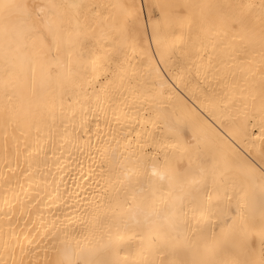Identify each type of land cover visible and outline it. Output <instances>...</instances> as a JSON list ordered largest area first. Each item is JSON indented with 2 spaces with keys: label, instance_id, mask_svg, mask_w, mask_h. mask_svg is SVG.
<instances>
[{
  "label": "bare ground",
  "instance_id": "1",
  "mask_svg": "<svg viewBox=\"0 0 264 264\" xmlns=\"http://www.w3.org/2000/svg\"><path fill=\"white\" fill-rule=\"evenodd\" d=\"M156 2L192 5L187 10V21L177 30L181 38L175 42L174 51L171 32L165 30L159 36L162 48L170 53L167 64H157L159 55L150 64L142 55V48L129 41L119 91H110L107 102L101 101L99 107L94 101L92 111L83 120L77 115L75 121H70L65 112L63 128L59 111L53 127L52 117L32 92L28 64L31 51L21 49L13 53L10 64L5 63L0 52V226L4 231H8L6 214L14 211L18 214L22 206L41 202L46 220L54 214L62 221L68 217L75 222L76 235L73 238L69 233L70 243H107L112 218L127 214L115 206V201L123 198L121 188L127 183L125 172L131 170V159H139L149 171L155 163L161 173L179 165L187 167L191 160L197 178L207 182L212 196L213 207L205 212L208 224L220 223L215 213L219 204L230 205L233 217L243 213L251 227L257 230L261 227L260 181L248 174L244 159L249 149L243 143L242 150L236 149L219 123L202 118L200 103L209 92L215 93L217 99L226 97L228 109L214 110L228 129L238 132L241 141L246 123L244 114H255L247 122L246 131L252 134L249 139L256 141L259 150L258 110L264 105L260 74L264 72V64L258 36L255 54L235 56L231 48L219 47L221 42L239 45L240 41L232 40L234 33L228 27L231 21L222 23L217 13L224 5L259 4L260 0ZM227 11L233 13L231 19L243 18V9L233 7ZM254 27L258 33L260 24ZM224 30H228V36L222 34ZM150 38L149 26L144 45L155 53L157 45ZM212 45L217 47L214 49ZM35 74L39 81L42 69L38 59ZM5 108L13 121L9 126L4 124ZM28 123L34 127H28ZM5 130L9 133L7 157L3 152ZM177 144L179 148L171 147ZM255 154L253 151L252 155ZM184 211L191 217V204L187 200ZM112 231L114 235L115 229ZM43 255L38 253L41 264ZM49 255L55 257V253Z\"/></svg>",
  "mask_w": 264,
  "mask_h": 264
},
{
  "label": "snow or ice",
  "instance_id": "2",
  "mask_svg": "<svg viewBox=\"0 0 264 264\" xmlns=\"http://www.w3.org/2000/svg\"><path fill=\"white\" fill-rule=\"evenodd\" d=\"M191 7L187 3L161 4L156 0H0V52L5 63L10 64L13 53L21 49L31 51L28 64L32 92L52 117L53 127L59 111L63 128L65 112L70 121H75L77 115L83 120L92 111L94 101L99 107L101 101L107 102L110 91H119L129 41L142 48V55L150 64L155 55L160 57L157 64H167L170 53L162 48L159 36L170 31L174 51L175 42L181 38L177 30L184 26ZM233 7L244 10L243 18L231 19L233 13L227 10ZM217 16L222 23L231 21L228 27L234 33L232 40L240 41L239 45L221 42L219 47L231 48L237 57H247L255 54L258 36L264 64V0L259 4L221 6ZM256 23L260 24L258 33ZM149 26L150 39L157 45L155 53L144 45ZM222 34L228 36V30ZM37 59L42 69L39 81L35 74ZM260 76L264 84V72ZM200 103L202 118L219 123L236 149L242 150L241 143L249 149L244 157L247 172L260 181L258 230L249 225L243 213L233 217L230 205L217 204L215 213L220 223H207L205 212L213 207L212 196L207 182L197 178L191 160L187 167L179 165L161 173L155 163L149 171L139 159H131V170L125 172L127 183L121 188L123 198L115 201V206L127 214L112 218L107 243H70L69 233L73 238L76 235L75 222L68 217L62 221L54 214L46 220L41 202L30 203L22 206L18 214H6L8 231L0 226V264H41L38 253L44 254L43 264H264V105L258 110L261 135L257 151L256 141L250 140L252 134L246 131L247 122L255 114H244L241 141L238 132L228 129L214 110L228 109L226 97L217 99L215 93L209 92ZM8 111L4 109L6 126L13 122ZM28 127L34 125L28 123ZM8 136L5 130V157L9 155ZM12 139L16 144L14 135ZM171 147L176 149L179 145ZM165 180L167 184L163 183ZM185 200L191 204V217L184 211ZM49 253H55V257Z\"/></svg>",
  "mask_w": 264,
  "mask_h": 264
}]
</instances>
